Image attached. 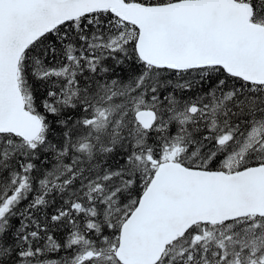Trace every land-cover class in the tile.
I'll list each match as a JSON object with an SVG mask.
<instances>
[{"label":"snow or ice","instance_id":"1","mask_svg":"<svg viewBox=\"0 0 264 264\" xmlns=\"http://www.w3.org/2000/svg\"><path fill=\"white\" fill-rule=\"evenodd\" d=\"M0 264H264V0H0Z\"/></svg>","mask_w":264,"mask_h":264}]
</instances>
